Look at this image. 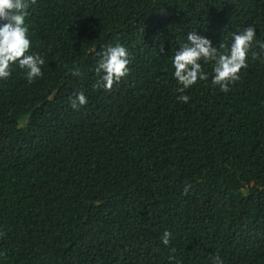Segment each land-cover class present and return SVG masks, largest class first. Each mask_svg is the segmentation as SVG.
Listing matches in <instances>:
<instances>
[{
  "label": "trees",
  "instance_id": "1",
  "mask_svg": "<svg viewBox=\"0 0 264 264\" xmlns=\"http://www.w3.org/2000/svg\"><path fill=\"white\" fill-rule=\"evenodd\" d=\"M28 3L45 64L32 83L18 65L0 80V264H264V0ZM247 27L240 80L222 92L201 62L209 79L179 101L187 33L230 47ZM117 42L130 73L95 88Z\"/></svg>",
  "mask_w": 264,
  "mask_h": 264
},
{
  "label": "clouds",
  "instance_id": "2",
  "mask_svg": "<svg viewBox=\"0 0 264 264\" xmlns=\"http://www.w3.org/2000/svg\"><path fill=\"white\" fill-rule=\"evenodd\" d=\"M31 3L35 4L36 0H31ZM28 7V0H0V21L4 22L0 24V80H6L11 76L13 65H18L20 69L26 71L29 83L43 77L44 59L37 53H30L32 42L25 24ZM255 37V28L247 27L239 33L232 34L230 47L222 42L218 48L214 47L209 39L197 35L195 31L188 32L187 43L182 44L172 58L174 78L179 85L176 91L181 94L178 100L188 103L190 97L183 93L198 81L209 79L201 62L212 64V84L227 93L230 90L229 85L238 82L241 71L248 67L247 59ZM260 47L264 48V44ZM225 48L227 51H220ZM160 51L163 52V46ZM97 55L100 58L94 71L98 80L94 87L111 91L115 84L130 73L127 49L117 42L115 45L105 46ZM252 58L257 59L258 53L252 52ZM72 75L82 74L73 69ZM69 102L73 110H79L87 104V98L84 92L80 91L74 93ZM170 235L168 232L163 234L164 245H168ZM212 264H223V260L219 256H213Z\"/></svg>",
  "mask_w": 264,
  "mask_h": 264
}]
</instances>
